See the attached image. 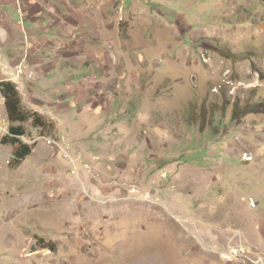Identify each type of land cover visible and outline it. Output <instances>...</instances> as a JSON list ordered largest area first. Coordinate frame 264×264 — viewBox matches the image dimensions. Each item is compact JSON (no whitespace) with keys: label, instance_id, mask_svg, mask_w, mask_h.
<instances>
[{"label":"rangeland","instance_id":"obj_1","mask_svg":"<svg viewBox=\"0 0 264 264\" xmlns=\"http://www.w3.org/2000/svg\"><path fill=\"white\" fill-rule=\"evenodd\" d=\"M1 28L59 147L0 142V264H264V0H0Z\"/></svg>","mask_w":264,"mask_h":264},{"label":"trees","instance_id":"obj_2","mask_svg":"<svg viewBox=\"0 0 264 264\" xmlns=\"http://www.w3.org/2000/svg\"><path fill=\"white\" fill-rule=\"evenodd\" d=\"M0 94L5 99L6 111L12 123L11 132L15 136L25 135L24 124L30 120H33L37 128H47L48 124L38 114L24 110L16 84L9 81L0 82ZM4 143L14 147L13 156L15 166H19L33 152L32 147L23 144L16 138H7L4 140ZM41 241L43 242L44 240Z\"/></svg>","mask_w":264,"mask_h":264},{"label":"built area","instance_id":"obj_3","mask_svg":"<svg viewBox=\"0 0 264 264\" xmlns=\"http://www.w3.org/2000/svg\"><path fill=\"white\" fill-rule=\"evenodd\" d=\"M19 75H21V73ZM2 105L5 108V99L2 100ZM11 127H12V123L9 119L6 109L4 112L0 111V142L2 144L4 143V140L7 138H16L17 140L21 141L23 144L30 147H35L41 143L53 148L59 147V144L53 138L42 134H38L35 138H31L28 135L15 136L11 132Z\"/></svg>","mask_w":264,"mask_h":264},{"label":"crops","instance_id":"obj_4","mask_svg":"<svg viewBox=\"0 0 264 264\" xmlns=\"http://www.w3.org/2000/svg\"><path fill=\"white\" fill-rule=\"evenodd\" d=\"M1 17H2V19H3V25L5 26H3L4 27V29L5 28H7V29H10V30H12L14 33H16L15 31L16 30H14V26L12 25V22H11V20H10V18H9V16H8V14L7 13H4V14H1ZM36 18H38V16L37 15H35L34 17H33V19H36ZM39 22V21H38ZM38 22H36V23H38ZM39 24V23H38ZM57 29H55L56 31H57V37H59L58 35H59V33H62L61 32V30L60 29H58V27H56ZM2 29V28H1ZM16 29V28H15ZM40 29L39 30H37L36 28H32V30L30 31V32H28L29 34L31 33V35L33 36V38H35L36 37V35H38L39 33H40ZM3 32H4V30L2 29V36H1V38L3 39V40H0V42L1 41H5V37H4V35H3ZM43 32L41 31V33L40 34H42ZM6 34V33H5ZM63 35H65V34H63ZM54 38H56V37H54ZM67 39V38H66ZM55 40V39H54ZM45 49V48H44ZM41 62H44V63H47V61L46 60H41ZM49 63V62H48ZM50 63H52L51 61H50ZM8 65V64H7ZM42 65H44V64H42ZM6 66V65H5ZM23 67V66H22ZM18 69H20V67L18 68Z\"/></svg>","mask_w":264,"mask_h":264}]
</instances>
